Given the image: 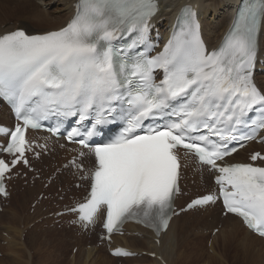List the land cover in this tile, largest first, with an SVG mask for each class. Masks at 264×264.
Here are the masks:
<instances>
[{"label":"snow or ice","instance_id":"1","mask_svg":"<svg viewBox=\"0 0 264 264\" xmlns=\"http://www.w3.org/2000/svg\"><path fill=\"white\" fill-rule=\"evenodd\" d=\"M158 10L156 0H78L59 30L0 34V98L18 121L14 129L0 127L8 138L0 154L11 157L0 158V194L8 195L6 179L17 165L28 166L26 153L39 146L27 140L28 129L52 116L75 117L77 126L67 138L79 137L74 142L93 157L92 168L81 176L89 181L88 193L70 209L82 227L99 223L108 241L113 233L123 234L129 221L157 236L166 232L177 215L183 150L215 173L219 190L187 208L222 199L224 215L240 217L264 239V166L225 161L236 151L229 147L233 141L256 139L264 129V88L254 79L264 0L242 3L221 44L211 50L196 14L185 9L163 52H133L146 44ZM129 36L126 46L114 43ZM113 124L119 125L115 135L90 143ZM242 128L249 132L242 134ZM251 160L264 164V155L257 152ZM72 163L84 172L82 164ZM112 254L133 255L123 248Z\"/></svg>","mask_w":264,"mask_h":264},{"label":"bare ground","instance_id":"2","mask_svg":"<svg viewBox=\"0 0 264 264\" xmlns=\"http://www.w3.org/2000/svg\"><path fill=\"white\" fill-rule=\"evenodd\" d=\"M16 1H18L17 5H20L21 3L25 2V0ZM77 1L78 0H65L64 5L66 6V9L64 13L53 17L51 16V13H47L44 11H37L36 13L29 14L25 9H8V1L0 0V34H4L6 32H9L10 30L22 29L21 27H17V23H14L13 26H10L11 24L6 25V27L1 26L6 24L7 22H11V19L3 22L4 19H6L5 17H3V14L7 15L12 13H16L17 15L15 16L20 15L18 19H25L24 21L30 20L31 22H34L37 26H39L41 23L45 24V29L40 31H36L26 26L30 34L59 30L60 28L65 26L70 17L73 16L75 12L73 6ZM239 1L240 0H160L162 11L160 12V15L156 18V22L161 21V19L163 20L160 22V24H157V26L161 29V31H163L164 29L169 27L170 23H173L176 20L182 7L186 5L196 6L197 15L199 16V19L203 24L202 33L205 37V41L209 44L210 47H216L217 44L220 43L221 38L225 35V32L227 31V28L234 17L233 12L235 11ZM50 2H52V0ZM221 8L226 9V11L221 13ZM27 15L30 16L29 18L27 17L28 19H26ZM23 23L24 25H26L25 22ZM261 45L264 46V29L261 33ZM260 54L264 57V48L261 50ZM259 81L262 88H264V77H260ZM8 120H11L9 112L5 107H1L0 121L2 122H0V124H4L5 122H8ZM36 191H38V189L35 190V188L34 190H29L26 195H24L25 199L23 202H18L15 207H9L7 209H4L3 213H0V224L4 225L3 227L7 226L3 222L4 218L8 219L10 224L19 223L18 221L20 219L21 214L26 211L25 207L27 206V201L29 199L28 195L33 197L37 193ZM10 205H13V203L11 202L9 206ZM201 213H186L174 218L170 224L168 231L161 236L160 246L155 244L152 233L145 230L140 231V233L143 234L141 238L134 236L123 238L117 237L116 243L131 247L137 252H155L157 254V257L155 259H151V264H186L184 260L185 255L189 253L195 254L197 251L194 252V250L199 247H202L200 246L201 243L206 244L203 242V239L206 238L205 234H203V228L209 225L216 224L215 227L219 225L221 226V230L219 231V235L215 237L214 240H212V248L214 255L212 256L211 254V256L209 257V261L207 260L208 264H215L214 262H216V258L218 260L223 259L222 261L224 262V264H231V257L236 260L238 264H264V240L250 233L243 226L242 222L239 219L235 217L222 218L220 216V213L218 214L217 209L207 210L205 213H203V216ZM215 227H210L211 232L215 229ZM8 229H10L11 235L9 236L7 243L10 248H13V255L11 256H13L12 258L14 260L11 259V261L13 260L14 263L22 264V262H24H21L17 259L21 257V253H23V255L25 256L28 254V256L32 258L31 252L35 247H38V251L39 249L42 250L39 247L40 243H37L40 242V240H36L35 242H27L22 238L23 235H21V231H19V228L12 229V227L8 226ZM128 229L130 231H136L138 228L136 226L131 225L128 227ZM220 240L223 241L221 242L220 246L223 252H225L223 258L221 254H219L214 248L215 243L217 244V242H220ZM230 240H234V246L230 242ZM231 244L233 246V250L235 251L233 256L229 254V246ZM87 246L88 245L83 244L82 240L80 241L78 255L76 256L75 263L73 262V264H108L110 262L109 259H111L112 262L122 261L114 259L109 255L107 257L106 255L101 253L103 252L102 249H98L97 247H93L92 245L91 248H87ZM51 248H49V250ZM44 250L47 249L44 248ZM159 255L161 256V260L158 259ZM202 256H199L200 263L205 262V257L203 258ZM205 256H207V253Z\"/></svg>","mask_w":264,"mask_h":264},{"label":"rangeland","instance_id":"3","mask_svg":"<svg viewBox=\"0 0 264 264\" xmlns=\"http://www.w3.org/2000/svg\"><path fill=\"white\" fill-rule=\"evenodd\" d=\"M6 1H8V6H7L8 9H11V8H16V9H19V10L25 9V10H27V12L29 14L30 13H32V14L33 13H36L37 11H39V12H41V11L43 12L44 11V12H47V13H51L52 14L51 16L55 17V16H58L60 14H63L64 11H65V9H66V6L64 5L65 0L64 1L63 0H52V2H50L51 0H25V2L24 3H21L20 5H17L18 4V1H16V0H6ZM57 11H58V13H57ZM225 11H226V9L221 8V13L222 12H225ZM7 15L6 14H3V17L6 18V19H4L3 22H5L7 20H10V19H11V22H7L6 24L1 25L2 27L5 26V25H9V24H11L10 26H13L14 23H17L18 26H21V27H24V28H26V26H28L31 29H34L36 31H38V30L39 31L40 30H44L45 27H46L45 24H43V23H41L42 26H43V28H42L41 24L39 26H37L34 22H31L30 20L24 21L25 19L24 20L23 19H20V18L18 19V17L20 15L15 16V15H17L16 13L7 14ZM10 17H12V18H10ZM27 17L29 18L30 16L27 15L26 16V19H28ZM22 21L25 22L26 25H24V23ZM21 23H23V24H21ZM40 26H41V28H40ZM0 122H2V121H0ZM37 189L38 190H41L40 185H38ZM39 194L40 193L37 192V196H39ZM34 198H36V196H34ZM31 201H32V199H29V202H28L29 204L27 205V207L25 209L26 210L25 213H24L25 215L23 216V214H22V217L24 219L26 218L25 220H26V223L27 224H24V223L23 224H19L20 225L19 231L21 230V235H23L22 231H24V233H25V231H27L26 234H24V236H23V238H25L27 242H31V241L35 242L36 240H40V242H37V243H40L39 247L42 250L39 249V251H38V247L37 248L35 247L32 250V252H31V255H32L31 260H32V263L33 264H73V262L75 263V259H76V256L78 255V252L77 253H74V251H72V249H73V247L74 248L75 247L78 248V245L79 244L77 242H75L77 240V237L74 236L72 232H69L67 230H63V229H59V228H51L50 229V228H46V227L42 226L41 224H39V222H38L39 221L38 220V216L43 212V209L41 208L38 211H36L34 214H32L31 213L32 212V208H31V205H30ZM23 218H22V220H23ZM1 225L2 224H0V226ZM215 226L216 225H214L212 227H215ZM2 229H3V227H2ZM25 229H27V230H25ZM37 230H39L41 233L36 232ZM204 233H205V235L207 237L205 239H203V242L206 243V244L201 243L200 246H202V247H199L198 246L199 248H197V249L194 250V252L197 251L195 253L197 255L190 254L188 252L189 254H186L185 255V258H184L186 264H208V261L210 259L209 257L211 256V254H212V256L214 255L213 248H212V245L211 244H212V240H214V238L217 237L219 235V233L217 235H215V236H212L211 235V228L205 230ZM56 235H58V236H56ZM62 235H70V236H73V240L71 241V243L70 242L67 243V244L66 243H62L60 241L61 240V237H59V236H62ZM209 237H210V239H208ZM233 241L234 240H230V242L232 244L234 243ZM221 242H223V241L220 240V242L218 241L217 244L215 243L214 248L217 250V252L219 254H221V256L223 258L225 252H223V250H222V248L220 246L221 245ZM42 243H43V245H42ZM47 243H49V244H47ZM63 244H64L65 247L63 246ZM232 244L229 246V250H230L229 251V254L231 256H233L234 253H235V251L233 250L234 244H233V246H232ZM46 245H48V246H46ZM67 245H68V247H67ZM191 246H193V245H191ZM46 247H48V248H46ZM44 248L47 249V250H44ZM49 248H51V249L49 250ZM203 251H204V253H203ZM207 251L209 252V254H208ZM8 252H9V250H8ZM8 252H7V254H8ZM104 253H105V255H107V253L105 251H104ZM206 253H207L208 258H207V256H205ZM10 255H13V254H10ZM200 255L201 256L203 255L202 257L203 258L204 257L206 258V259L204 258V261L205 262H201L200 263V260H199V256ZM20 256L21 257L20 258H17V259L20 260L21 262L28 259L27 256L24 257L23 253H21ZM12 257L13 256H10V258H7L6 257L5 259H3V260L0 261L1 262L0 264H9V262H10V264H16V263H14V261H13L14 259ZM11 259H13V260L11 261ZM109 260H110V262L108 264H118L117 261L112 262L111 259H109ZM136 260H138V261H136ZM222 260H218L216 258L215 261L217 263L216 262H214V263L215 264H224V262ZM230 262H231V264H238L237 261L234 260L232 257L230 259ZM25 263L22 262V264H25ZM136 263H139V264H149V263H151V260H150V262H148V261L145 260V258H142V259H134L132 261H129V262L127 261L126 262V264H136Z\"/></svg>","mask_w":264,"mask_h":264}]
</instances>
